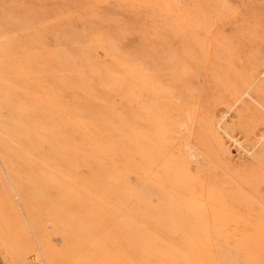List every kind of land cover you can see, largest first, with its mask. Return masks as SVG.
<instances>
[{
    "label": "rangeland",
    "instance_id": "1",
    "mask_svg": "<svg viewBox=\"0 0 264 264\" xmlns=\"http://www.w3.org/2000/svg\"><path fill=\"white\" fill-rule=\"evenodd\" d=\"M262 73L264 0H0V264H264Z\"/></svg>",
    "mask_w": 264,
    "mask_h": 264
},
{
    "label": "bare ground",
    "instance_id": "2",
    "mask_svg": "<svg viewBox=\"0 0 264 264\" xmlns=\"http://www.w3.org/2000/svg\"><path fill=\"white\" fill-rule=\"evenodd\" d=\"M262 76H264V73H262ZM22 81L23 80H21V79H19L18 81H14L15 82V84H18V85H21L22 84ZM263 108V107H262ZM264 110V109H263ZM34 140H36L35 141V143H37L38 145H40V144H44L45 142L43 141V140H41V139H37V138H35ZM53 194V193H52ZM59 200H60V198H59ZM61 202H62V200H60ZM66 203H67V201H66Z\"/></svg>",
    "mask_w": 264,
    "mask_h": 264
}]
</instances>
